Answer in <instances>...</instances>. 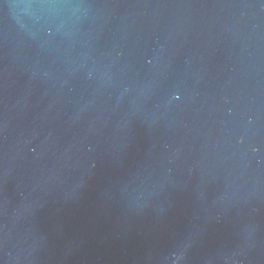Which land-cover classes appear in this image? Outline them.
<instances>
[{"label":"water","instance_id":"obj_1","mask_svg":"<svg viewBox=\"0 0 264 264\" xmlns=\"http://www.w3.org/2000/svg\"><path fill=\"white\" fill-rule=\"evenodd\" d=\"M0 264H264V0H0Z\"/></svg>","mask_w":264,"mask_h":264}]
</instances>
